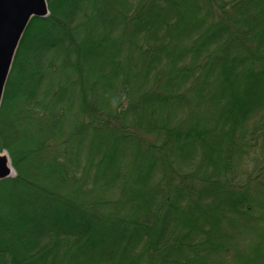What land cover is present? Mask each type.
<instances>
[{
  "label": "trees",
  "instance_id": "trees-1",
  "mask_svg": "<svg viewBox=\"0 0 264 264\" xmlns=\"http://www.w3.org/2000/svg\"><path fill=\"white\" fill-rule=\"evenodd\" d=\"M46 2L0 104V264H264V0Z\"/></svg>",
  "mask_w": 264,
  "mask_h": 264
},
{
  "label": "water",
  "instance_id": "water-1",
  "mask_svg": "<svg viewBox=\"0 0 264 264\" xmlns=\"http://www.w3.org/2000/svg\"><path fill=\"white\" fill-rule=\"evenodd\" d=\"M48 15L46 0H0V104L19 40L31 17ZM6 153H0V179L12 176Z\"/></svg>",
  "mask_w": 264,
  "mask_h": 264
},
{
  "label": "rangeland",
  "instance_id": "rangeland-1",
  "mask_svg": "<svg viewBox=\"0 0 264 264\" xmlns=\"http://www.w3.org/2000/svg\"><path fill=\"white\" fill-rule=\"evenodd\" d=\"M10 136L12 137H14V139L16 138V141L18 142V143H23V139H25V136H22V134L20 133V131H16V132H14V133H11L10 134ZM0 153H6L5 151H2V152H0ZM7 155H8V153H6ZM9 157V156H8ZM9 160H10V158H9ZM10 164H11V161H10ZM12 166V165H11ZM13 168V167H12ZM14 174H15V170L13 169L12 170V176H14ZM27 176V175H26ZM11 177V176H10ZM26 201H27V199H25ZM39 199H37V201H38ZM8 205L7 206H5V205H3V208L0 210V214L2 213V212H4V210H7L8 209Z\"/></svg>",
  "mask_w": 264,
  "mask_h": 264
}]
</instances>
